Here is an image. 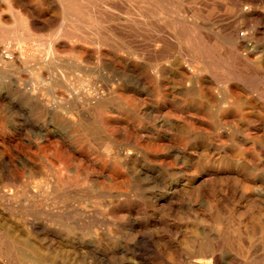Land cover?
Here are the masks:
<instances>
[{"label": "rangeland", "instance_id": "obj_1", "mask_svg": "<svg viewBox=\"0 0 264 264\" xmlns=\"http://www.w3.org/2000/svg\"><path fill=\"white\" fill-rule=\"evenodd\" d=\"M20 1L0 264H264V0Z\"/></svg>", "mask_w": 264, "mask_h": 264}, {"label": "bare ground", "instance_id": "obj_2", "mask_svg": "<svg viewBox=\"0 0 264 264\" xmlns=\"http://www.w3.org/2000/svg\"><path fill=\"white\" fill-rule=\"evenodd\" d=\"M7 1L9 2L8 5L11 6L10 9H12L13 12H14V14H15L17 10H16L15 8H14L15 10L13 9V3H12V0H7ZM18 1L21 2L20 0H18ZM8 2H7V3H8ZM25 2H26V1H25ZM25 2H24V3H25ZM247 2H248V1H247ZM17 3H18V2H17ZM18 4H19V3H18ZM22 5H23V4H22ZM18 8H19V7H18ZM18 11H19V10H18ZM22 11H23V10H22ZM13 12H12V13H13ZM26 12H28V16L26 15L27 18H29V17H31V16L33 15L32 10H29V9H28ZM26 12H25V13H26ZM3 13H6V11L3 12ZM1 14H2V13H1ZM1 14H0V15H1ZM16 14H17V13H16ZM21 14H22V13H21ZM22 15L24 16V14H22ZM1 16H2V15H1ZM14 16H15V15H14ZM12 17H13V16H12ZM0 18H2V17H0ZM15 18H16V17H15ZM15 18H14V20H15ZM17 18H18V17H17ZM17 18H16V19H17ZM24 18H25V16H24L22 19L24 20ZM22 19H21V20H22ZM17 20H18V19H17ZM28 20H29V19H28ZM18 21H19V20H18ZM18 21H16V22H18ZM25 21H26V20H25ZM190 21H191V20H190ZM16 22H15V24H16ZM30 22L34 23V21H30V20H29V23H30ZM30 24H31V23H30ZM34 25H35V24H34ZM0 27H1V25H0ZM33 27H34V26H33ZM2 29H3V27L0 28V30H2ZM30 29H31V27H30ZM35 29H36V28H35ZM26 32H28V31H25V33H26ZM0 33H1V32H0ZM2 33H3V30H2ZM2 33H1V34H2ZM29 37H30V36H29ZM54 42H55V41H54ZM55 43H56V42H55ZM53 44H54V43H53ZM56 45H57V44H56ZM57 47H58V46H57ZM51 50H52V47H51ZM201 55H202V54H201ZM186 57H187V56H186ZM245 59H246V58H245ZM248 61H249V60H248ZM192 67H193V66H192ZM188 108H189V107H188ZM196 116H197V115H196ZM185 118H186V117H185ZM174 121H175V120H174ZM223 122H224V121H223ZM165 123H166V122H165ZM190 124H191V123H190ZM175 125H176V124H175ZM186 125H187V123H186ZM191 125H192V124H191ZM172 126H173V125H172ZM187 126H188V125H187ZM187 126H186V127H187ZM192 126H193V125H192ZM181 128H182V127H181ZM187 128H188V127H187ZM189 128H190V127H189ZM224 128H225V127H224ZM219 129H220V127H219ZM219 129H218V130H219ZM188 130H189V129H188ZM192 130H193V128H192ZM224 130H227V129H224ZM190 131H191V128H190ZM220 131H221V130H220ZM188 132H189V131H188ZM188 132H187V134H188ZM194 132H195V131H194ZM186 139H187V138H186ZM194 139H195V138H194ZM241 140H242V139H241Z\"/></svg>", "mask_w": 264, "mask_h": 264}]
</instances>
